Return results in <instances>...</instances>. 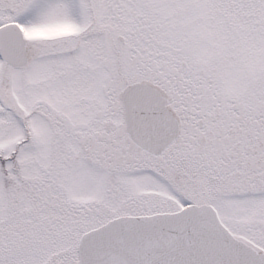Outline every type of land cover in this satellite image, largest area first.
Here are the masks:
<instances>
[{
	"label": "snow or ice",
	"instance_id": "obj_1",
	"mask_svg": "<svg viewBox=\"0 0 264 264\" xmlns=\"http://www.w3.org/2000/svg\"><path fill=\"white\" fill-rule=\"evenodd\" d=\"M0 264H264V0H0Z\"/></svg>",
	"mask_w": 264,
	"mask_h": 264
}]
</instances>
